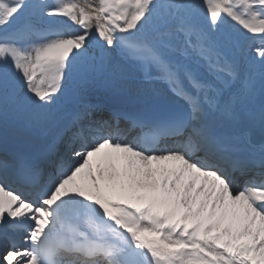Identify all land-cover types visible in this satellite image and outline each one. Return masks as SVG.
Wrapping results in <instances>:
<instances>
[{"label": "snow or ice", "instance_id": "obj_1", "mask_svg": "<svg viewBox=\"0 0 264 264\" xmlns=\"http://www.w3.org/2000/svg\"><path fill=\"white\" fill-rule=\"evenodd\" d=\"M108 49L167 93L132 139L81 98L0 156V264H264V145L233 148L257 106L264 128V0H0V116L49 123L69 80L120 72Z\"/></svg>", "mask_w": 264, "mask_h": 264}, {"label": "bare ground", "instance_id": "obj_2", "mask_svg": "<svg viewBox=\"0 0 264 264\" xmlns=\"http://www.w3.org/2000/svg\"><path fill=\"white\" fill-rule=\"evenodd\" d=\"M101 43V41H100ZM247 51V49H246ZM110 55L112 56L114 62L119 64L120 72L115 76H110L109 78L105 79L104 77L100 76L101 72H98L95 74V77L92 82L86 83V85H78L76 88H71L68 90L67 95L69 97L68 104L63 103V107H66L67 105L78 103L76 100L75 92L79 91L80 95L82 94L83 98L85 100H96L98 96H105L107 94L111 93H127L132 96L137 97H155V96H161L167 93V85L160 81H146L144 79H138L136 76L138 74V70L132 66L134 65V62H127L122 60L120 57H117L118 55L112 50L108 51ZM144 75V74H143ZM86 78V75L83 76H77L72 78V80H77V83L80 82L81 84L84 83V79ZM75 101V103H74ZM256 112V118L254 120L245 118L243 119L242 124L236 129V131L239 130H247V133L251 132L253 130V127L256 125L257 121L259 120V108L258 106L253 109ZM14 117H21L22 115H16L11 114ZM61 114H58L55 117V120L57 121L54 127H52L49 131H47L46 136L49 134L50 136H43V133L39 132L38 130L34 129H28L24 127L23 125H15L13 122H4L3 117L0 116V124H7L8 127L11 128L13 133L7 134V142L12 145H17L20 149L26 150V155H31L28 150L30 149L31 145L26 146L25 144H30L34 140V144L36 148H39L38 152L43 149L44 146H46V143H48V140L52 139L54 141H58L59 136L61 135L63 129L65 126H67L68 122L67 120L60 121ZM3 120H2V119ZM4 123H1V122ZM17 135L20 134V135ZM6 135V134H5ZM6 135V136H7ZM22 139V140H19ZM264 145V141L262 142L261 146ZM10 147V146H9ZM4 150L2 146H0V151ZM17 154V153H16Z\"/></svg>", "mask_w": 264, "mask_h": 264}, {"label": "rangeland", "instance_id": "obj_3", "mask_svg": "<svg viewBox=\"0 0 264 264\" xmlns=\"http://www.w3.org/2000/svg\"><path fill=\"white\" fill-rule=\"evenodd\" d=\"M232 27H237V29H239V30H237V31H244L238 24H236L235 22H233V21H230L229 20V22H228ZM103 42V41H102ZM109 50H111V49H108V51ZM133 68V67H132ZM141 76L142 75V72L141 71H139L138 72V76ZM72 80V79H71ZM71 80H69V81H71ZM71 86H72V83H70L69 84V82L64 86V88H67V87H69L70 89H71ZM70 89H67V92H68V90H70ZM63 95V94H62ZM57 96H58V98H57V100H56V102L53 104V105H51V113H52V119H54L55 120V117L58 115V114H61L62 115V113L64 112V109H65V107H63V103L64 104H68V101H69V97L67 98V99H65V100H63V99H60L59 100V95L57 94ZM59 105H61V107L59 108V110L58 109H56V108H58V106ZM69 108V107H68ZM67 114H68V109H67V111H66V113H65V115L67 116ZM22 116H21V118H24V119H26L25 121H27V127H30V125H33V123L34 124H38L37 122H33L32 123V120L31 119H29L26 115H23V114H21ZM2 117V116H1ZM9 117V116H8ZM17 118H19V117H17ZM17 118H16V120H7V121H13L14 123H17L18 124V120H17ZM2 119V118H1ZM52 119H51V122H49V123H47V124H39V126L40 127H38V129L40 130V131H43L47 126L49 127L50 125H52L54 122H52ZM245 119V118H244ZM3 120V119H2ZM5 122V121H4ZM2 123V122H1ZM3 124H0V129H3V128H7V130H6V132L4 131V129L2 130V131H4L6 134H9L10 132L9 131H11V133H13V131L11 130V128H9V127H5V125H3ZM43 125V126H42ZM47 133V132H46ZM46 133H43V136L45 137L46 136ZM16 135H17V133H16ZM18 135H20V134H18ZM17 135V136H18ZM49 135V134H48ZM47 137V136H46ZM0 138H1V142H3L4 141V139H5V136L4 135H2V136H0ZM19 140H22V139H19ZM47 145L48 144H50V142H48V143H46Z\"/></svg>", "mask_w": 264, "mask_h": 264}]
</instances>
